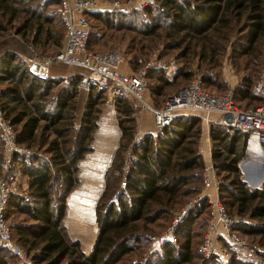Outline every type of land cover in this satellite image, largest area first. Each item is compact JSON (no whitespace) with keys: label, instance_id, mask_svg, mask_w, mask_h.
I'll use <instances>...</instances> for the list:
<instances>
[{"label":"trees","instance_id":"trees-1","mask_svg":"<svg viewBox=\"0 0 264 264\" xmlns=\"http://www.w3.org/2000/svg\"><path fill=\"white\" fill-rule=\"evenodd\" d=\"M154 1L153 8L144 10L155 24L138 33L164 38L174 42L175 46L184 44L188 52L198 50L199 56H205L214 44L215 36L225 39V35L238 24H244L242 31L247 45L243 47V54H248L251 46L264 37V0ZM58 5L59 0H0V37L13 30L35 52L59 54L63 25L57 13ZM135 12L87 13L85 16L90 26L87 49L102 52L90 48L92 43L105 36V31L99 33L100 30L122 29L118 20ZM161 15L168 20L164 25L159 22ZM93 21L97 24H92ZM159 29L163 32L159 33ZM143 48V45L134 47L137 54L129 61L132 70L143 62V55L147 54ZM149 70L157 71L158 75L150 72L147 79L167 84L168 78L163 70L152 67ZM180 71L179 76L189 79L188 70ZM252 76H242L235 87L233 99L241 108H253L261 103V97L252 91ZM81 78L80 74L70 76V85L58 91L50 104L46 101L56 87L55 80L51 77L37 79L16 52L0 51V82L7 83L0 89L3 116L12 125L19 144L31 150L38 147L48 153L46 156L31 154L17 158L22 175L27 178L30 198L26 200L21 195H12L7 209L13 208L26 215L31 223L12 222L11 234L12 230L14 234L11 236L28 253L33 252V264H119L123 261L139 264L143 245L148 242V236L154 235L150 225L161 219H170L202 188L205 163L197 150L201 119L180 114L165 127L155 128L154 134L145 130L133 140L134 126L131 123L135 118L131 101L126 97L116 99L115 105L123 116L118 120L121 135L111 167L105 173V186L95 205L97 241L94 248L86 253L80 242L71 239L66 231V199L79 183L80 161L92 150L90 143L98 119V109L94 107L105 95L94 86L88 87L90 93L81 124L75 129L72 123L74 100ZM201 82L211 84L208 77H203ZM151 87L152 93L163 94L162 85ZM247 98L260 102L254 106H242L239 102ZM209 136L212 142L211 162L217 176L222 178L219 199L230 216L246 217L233 229L240 236L253 238L251 240L263 246L264 183L257 188L248 186L241 178L239 168V163L246 156L248 134L212 123ZM201 214L204 216L201 226L206 227L210 217L207 196H202L176 227L175 236L181 238L177 239L178 244L163 242L160 250L145 259L143 264H190L194 257V243L189 227ZM222 243L228 248L229 264H256L236 257L233 248L224 241ZM132 255H139L136 262L131 263ZM259 256L264 260V254L259 253ZM215 262L213 258L209 264ZM0 264H9L4 254L0 255Z\"/></svg>","mask_w":264,"mask_h":264},{"label":"rangeland","instance_id":"rangeland-1","mask_svg":"<svg viewBox=\"0 0 264 264\" xmlns=\"http://www.w3.org/2000/svg\"><path fill=\"white\" fill-rule=\"evenodd\" d=\"M155 3L156 2L153 0L144 8L135 9L128 12L131 13L133 11H136L132 16L120 18L118 22L123 26L122 29H101L99 33L105 31V36H102L103 38L90 45L91 49L98 51L116 50L120 57H122V64L120 65V67L122 69L126 67L125 70L123 69L124 73L126 74H130V72L132 71L136 72L146 66V75H149L150 72L155 73L154 75L156 76L158 75L157 71L154 72L149 70L151 67L155 70H163L165 76L168 78L167 84L163 85L160 81L158 83L150 78L147 79L146 89L142 95L143 100H145L147 103L156 107L162 104L163 101L169 95L174 93L179 87L186 85L190 81L197 78H200L202 81L203 77H208L211 81V84L202 83V85L207 90L213 93H223L230 88H233L234 92L235 87L240 82L241 77L248 74L253 75V83L251 87H253L254 83L259 80L264 81V37L258 44L251 46L250 52L248 54H243V47L247 45V42L245 39V32L242 31L244 28V24H238L234 26L235 29L230 31L229 34L225 35V39L215 36L213 39L214 44L209 47V49L205 53V56L203 54L199 56L197 52L198 50H196L195 52H188V50H186V48L184 47V44L175 46L174 42H170L169 40H165L164 38H158L154 35L144 36L138 33L139 31L155 24V22L151 20L150 14H146L144 10L148 7L154 6ZM162 16L163 15H161V18H159V22L164 25V23L168 20H166V18ZM92 24H97V22L93 21ZM92 27L93 26H91V30L93 29ZM99 27H101L100 24ZM157 31L159 33H162L163 29H159ZM151 39H153V41ZM141 45L144 46L143 49L147 54L143 55V62L140 63L135 70H132L129 61L132 59L133 55L137 54V52L134 51V47H141ZM4 49L16 52L26 65L30 60H32V58L27 60V58L24 57V52L27 50H31V54L37 59H43L55 55L52 53H49V55H41L35 52L29 45L24 43V41L13 32V30H10V32L0 37V51H3ZM57 67L59 69H57ZM60 67H62V69H60ZM51 68H56L54 74L49 72V75H52L49 77L55 80L56 87L54 90H52V92H50V95L47 97L46 102L50 104L51 101L54 100V97L58 91L70 85V76L72 77V75L74 74L83 75V70L66 64L59 65L57 64V62L52 63L50 69ZM180 70H188L190 73L189 79L186 80L183 76H179ZM57 73L64 75V78H59L58 76H56ZM6 84L7 83L0 82V89ZM151 85H162L164 87L163 94L158 95L152 93ZM83 87L88 89V96L90 93V89L88 87H86L82 83H79L77 96L74 100V117L72 120L75 129L78 128V126L81 124V117L83 115L85 104L88 99L87 96L86 101L83 105V112L82 114H80L79 109H77L76 103L78 102L77 98L79 92L81 91L80 88ZM259 102L260 101L257 99L247 98L242 99L239 103L242 106H254ZM94 108L98 109V119L97 127L93 131L92 140L90 143L92 150L86 154L83 160H81L82 163L80 168L79 183L74 187V189L70 192L66 199V204L69 209V215H66L67 217H65L67 226L70 230V234H68L69 237L73 240H78L81 243V248L86 253L90 252L94 248L97 241L98 226L95 219V205L105 186V173L111 167L115 151L119 144L121 132L118 125V120L120 118H123L117 106L115 104H108L105 97L103 99H99ZM132 110V116L135 118V121L131 123L134 126L133 140L139 138V135H141L144 130L152 131L154 134L156 132V129L154 127L153 114L151 110L147 107L139 108L134 107L133 105ZM208 129L209 128H207L201 122V134L197 145V150L201 155V152H203V147H205V149L209 147L211 153L212 142L210 140ZM31 152L34 155L37 154L40 156H46L48 154L44 152V149H40L38 147L33 148ZM128 156L129 153L127 152L126 157ZM26 158L28 157H25V159ZM250 160H256L259 162L257 178L250 176V172L248 170ZM207 161L209 160H205L204 163H206ZM242 161L248 163H246L245 168L243 167L241 178L246 181L244 174H247V178L248 180H250V182L259 181L256 185L261 186L262 179L264 178V148L259 147L258 150H252L248 149L246 145V156ZM20 173V183L17 192L18 195H21L25 197L26 200H29L30 197L27 194V178L22 175V171ZM218 179L219 181H222V178L218 177ZM246 183L250 187H256L254 186L255 183L252 184L248 183L247 181ZM201 187L202 188L198 192V194L190 197L178 210L174 212L173 216L170 219H161L155 222L154 225H150L152 232H154V235L148 236L150 238H148L147 243H142L144 244V248L141 245L142 255L140 257L139 264H143L145 259L153 257L154 253H157L160 250L163 243H161L160 239L162 238L163 233L172 223V221L176 217H178V215H180L182 210H187L189 206H191L190 209H192V207L199 202L198 201L197 203H195L196 199L205 196L207 190L204 188V183H202ZM54 193H56V191ZM7 210V220L10 224L17 221H25L31 223V221L26 218V215L16 212V210H14L13 208H8ZM203 217V214H201L195 219L192 226L189 227L191 239L194 243V257L190 264H209V262L211 261H205L204 254L200 251V243L201 240H203L202 236H204V234L202 235L201 233L203 232L205 227V225L201 226L202 223L204 224ZM244 218L246 219V217ZM205 228L207 229V225ZM13 234L14 233L12 230L11 235ZM243 238L246 239L249 244L256 245L259 248H262L263 251H252L250 249H233L236 253L235 256H238L239 258L245 260H252L256 264H261L264 260L259 256V253L264 254V245H259L256 241L251 240L253 238ZM177 239L181 240L179 236H175L174 231V238L172 241L175 244H178L176 242ZM11 240L14 242V244L18 245L22 250H24L28 257L26 259H21L20 257L12 254L9 249L2 245H0V255L4 254L7 257L9 264H33L31 261V255L33 252L30 251L28 253L24 248H22L13 240V236H11ZM199 251L203 254V257ZM134 252L137 253L136 250ZM138 257L139 255H132L131 263L136 262V258ZM119 264H130V262L123 261ZM215 264L219 263L215 262Z\"/></svg>","mask_w":264,"mask_h":264},{"label":"built area","instance_id":"built-area-1","mask_svg":"<svg viewBox=\"0 0 264 264\" xmlns=\"http://www.w3.org/2000/svg\"><path fill=\"white\" fill-rule=\"evenodd\" d=\"M153 0H59L57 13L63 25V42L59 54L52 57L28 62L27 69L37 79L49 78L52 63H62L83 70L81 83L86 87L94 86L104 92L106 102L114 105L117 98H129L134 107H147L153 114L156 129L170 124L180 114L195 115L209 128L212 123L239 129L248 134L247 148L258 150L264 148V81L254 83L252 91L261 97V103L253 108H241L235 104L233 88L222 94L208 92L204 89L201 79L197 78L179 87L169 95L163 103L152 106L143 100L146 89V67L135 73L126 74L119 70L122 57L116 50L102 52L87 49L90 32L87 13L116 12L128 13L144 8ZM209 132V129H208ZM0 245L5 246L12 254L26 259L28 255L11 240V226L6 219L9 198L18 194L20 183L19 156H28L32 152L16 140L12 125L4 118L0 109ZM135 140V139H134ZM124 183V182H123ZM204 188L211 194H205L210 206V217L204 233L200 251L205 261L213 258L219 264H229V251L222 241L233 249H250L263 251L256 245L249 244L234 229L236 223L244 221L243 217L230 216L219 200V181L212 162L205 165ZM201 197L196 199L197 203ZM187 210H182L167 227L160 239L161 243L172 241L178 224L186 217Z\"/></svg>","mask_w":264,"mask_h":264},{"label":"crops","instance_id":"crops-1","mask_svg":"<svg viewBox=\"0 0 264 264\" xmlns=\"http://www.w3.org/2000/svg\"><path fill=\"white\" fill-rule=\"evenodd\" d=\"M25 46V45H24ZM26 47V46H25ZM29 49V48H28ZM22 53H23V51H22ZM24 57H26L27 58V60H29V59H33L35 56H33L32 54H31V50H27V51H25L24 52ZM57 64H62V63H57ZM126 68V67H125ZM125 68H123L124 70H125ZM52 69V68H51ZM50 69V72L52 73V74H54V72H55V70H56V68H54V69H52L51 70ZM57 69H59L58 67H57ZM60 69H62V67H60ZM121 67L119 68V70L121 71V72H124V70H123ZM130 73H132V72H130ZM50 76H52V75H50ZM54 76V75H53ZM56 76H58L59 78H64V75H61L60 73H57V75ZM81 89V91L79 92V95H78V98H77V100H78V102L76 103L77 104V109H79V113L80 114H82V110H83V105H84V103H85V101H86V98H87V96H88V89L87 88H85V87H83V88H80ZM145 131V130H144ZM114 147V146H113ZM202 153V155H203V158H204V161L205 160H209V161H207L205 164H207V163H209L211 160H210V158H211V153H210V148L208 147L207 149H205V147H203V152H201ZM81 163H82V161L80 162V168H81ZM258 166H259V162L258 161H256V160H250L249 161V165H248V170H249V172H250V176H252V177H254V178H256L258 175H257V173H258ZM247 176V174H244V177H246ZM253 179V178H252ZM248 183H252L253 184V182H250V180H248L247 181ZM257 184V183H256ZM256 184H254V185H256ZM249 186V185H248ZM205 194H211V192L210 191H207ZM67 202V201H66ZM67 205V204H66ZM66 215H69V209H68V207H67V209H66ZM65 215V217H67ZM66 218H64V225H65V227H66V231H67V233L68 234H70V230H69V227L67 226V223H66V220H65ZM70 226H72V225H70ZM81 244V243H80Z\"/></svg>","mask_w":264,"mask_h":264},{"label":"water","instance_id":"water-1","mask_svg":"<svg viewBox=\"0 0 264 264\" xmlns=\"http://www.w3.org/2000/svg\"><path fill=\"white\" fill-rule=\"evenodd\" d=\"M246 163H248V162H245V161H242L240 164H239V168H240V170H241V172L243 171V167L245 168L246 167ZM258 177V176H257ZM256 177V178H257ZM246 178V181H248V178H247V176L245 177ZM243 181L244 182H246L244 179H243ZM259 181H256V182H253V183H258ZM264 183V178L262 179V183L261 184H263ZM254 186H256V187H253V188H257V187H259V186H257V185H254Z\"/></svg>","mask_w":264,"mask_h":264}]
</instances>
